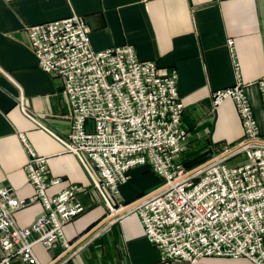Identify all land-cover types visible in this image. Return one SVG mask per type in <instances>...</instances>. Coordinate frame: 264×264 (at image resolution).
<instances>
[{
  "label": "crops",
  "instance_id": "crops-1",
  "mask_svg": "<svg viewBox=\"0 0 264 264\" xmlns=\"http://www.w3.org/2000/svg\"><path fill=\"white\" fill-rule=\"evenodd\" d=\"M74 13L86 19L94 49L129 43L140 58L178 70V93L185 104L182 120L191 132L179 162L219 154L244 141L235 102L228 99L215 108L212 100L213 91L238 80L264 139V0H0V186L31 200L16 211L21 226L43 212L26 167L30 154L21 138L25 134L35 151L48 157L50 177L63 178L50 187L51 194L72 183L82 186L78 198L85 211L65 226L71 245L112 213L105 195L120 208L158 188L162 180L149 165H139L118 193L102 190L96 166L89 160L86 165L60 139L70 131L73 110L64 80L40 67L29 27ZM229 38L236 43L238 70ZM144 231L140 217L127 211L57 264H192L164 261ZM66 249L57 242L52 247L38 244L35 252L40 264H51ZM238 261L253 264L246 258ZM11 264L29 263L14 258Z\"/></svg>",
  "mask_w": 264,
  "mask_h": 264
},
{
  "label": "built area",
  "instance_id": "built-area-1",
  "mask_svg": "<svg viewBox=\"0 0 264 264\" xmlns=\"http://www.w3.org/2000/svg\"><path fill=\"white\" fill-rule=\"evenodd\" d=\"M90 31L76 13L29 27L40 67L64 80L73 111L70 131L60 139L68 150L86 165L87 160L95 165L101 177L97 186L113 194L130 180L133 167L149 165L157 172L161 184L130 212L140 217L162 259L217 264L208 258L233 257L264 264V139L242 82L213 91L212 100L215 108L228 99L235 102L245 144L192 172L177 160L189 136L182 120L185 104L178 93V70L140 58L129 43L96 50ZM235 44L228 39L238 70ZM261 88L264 98V80ZM21 138L30 154L26 167L35 198L44 210L32 224L21 226L16 211L31 200L0 186V264H11L14 258L40 264L38 244L70 247L65 226L85 211L79 184L50 193L63 178L50 177L48 157L38 154L25 134ZM237 152L247 162L230 165L228 159Z\"/></svg>",
  "mask_w": 264,
  "mask_h": 264
},
{
  "label": "water",
  "instance_id": "water-1",
  "mask_svg": "<svg viewBox=\"0 0 264 264\" xmlns=\"http://www.w3.org/2000/svg\"><path fill=\"white\" fill-rule=\"evenodd\" d=\"M245 144V142H241L237 145H235L234 147L230 148L229 150L218 154L217 156L207 160L206 162L196 166L195 168L192 169V172H196L202 168H204L205 166H207V164H210L214 161H218L222 158L227 157L228 155H230L231 153L237 151V149L239 150L243 145ZM147 195H144L142 197H140L139 199L132 201L129 204H126L125 206H122L121 208L114 210L110 215H108L104 220L102 219V221L100 223H98L95 227H93L90 231H88L86 234H84L79 240H77L74 244H72L70 247H68L58 258H56L54 260V262H52L51 264H57L58 262L62 261L65 257H67L71 251H73L75 248L79 247L81 244H83L90 236H92L96 231H98L101 227H103V225L112 220L113 218L124 214L125 212L133 209L137 204H139L140 202H142V200L147 197Z\"/></svg>",
  "mask_w": 264,
  "mask_h": 264
},
{
  "label": "rangeland",
  "instance_id": "rangeland-1",
  "mask_svg": "<svg viewBox=\"0 0 264 264\" xmlns=\"http://www.w3.org/2000/svg\"><path fill=\"white\" fill-rule=\"evenodd\" d=\"M213 105H214V103H213ZM215 107V106H214ZM186 127V126H185ZM187 128V127H186ZM188 129V128H187ZM189 130V129H188ZM190 136H191V132H190V130H189V136H188V139L185 141V145H184V148H183V151L181 152V153H183L185 150H186V146L188 145V144H186L187 143V141L189 140V138H190ZM180 153V154H181ZM216 153H217V151H216ZM219 153V152H218ZM222 152H220L219 154H221ZM216 155H218V154H214V155H209V154H204V155H201V156H199V157H197V158H192L191 160H186L185 161V163L184 162H182L187 168H195L196 166H198V165H200V164H202V163H204V162H206V161H204V162H202V163H200V164H197L196 166H194V164H196L197 163V161L198 160H200L201 158H203V157H208V160L209 159H211V158H213V157H215ZM244 162H247V157H246V155L244 154V153H238L237 152V154H235V155H232L229 159H228V163L230 164V165H238V164H241V163H244ZM192 165L194 166V167H192ZM110 207H111V209H112V212L114 211V210H117V209H119V208H117L116 206H115V204L111 201L110 202ZM121 208V207H120ZM130 211V210H129ZM162 257V256H161ZM164 260V259H163ZM208 260H210V261H213V262H215V263H217V264H240L239 263V261H238V258H234L233 259V257H212V258H208ZM164 261H171V260H164ZM204 264V263H203Z\"/></svg>",
  "mask_w": 264,
  "mask_h": 264
},
{
  "label": "trees",
  "instance_id": "trees-1",
  "mask_svg": "<svg viewBox=\"0 0 264 264\" xmlns=\"http://www.w3.org/2000/svg\"><path fill=\"white\" fill-rule=\"evenodd\" d=\"M206 160H208V157H203V158H201L200 160H198L197 163L194 164V166H196L197 164H200V163H202V162H204V161H206ZM194 166L192 165V167H194ZM190 168H191V167H190Z\"/></svg>",
  "mask_w": 264,
  "mask_h": 264
}]
</instances>
